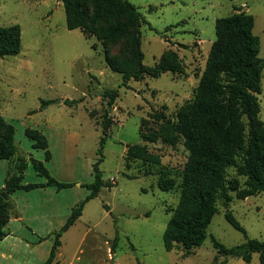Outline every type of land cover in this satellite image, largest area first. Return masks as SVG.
<instances>
[{
	"label": "rangeland",
	"instance_id": "rangeland-1",
	"mask_svg": "<svg viewBox=\"0 0 264 264\" xmlns=\"http://www.w3.org/2000/svg\"><path fill=\"white\" fill-rule=\"evenodd\" d=\"M67 1L73 3L0 0V29L19 25L22 31L21 53L0 59V116L15 127L14 140L26 158L45 162V152L33 148L26 130L47 137L55 154L49 171L71 179L75 189L70 197L75 194L84 200L90 193L76 186L94 182L93 166L101 158L102 116L107 106L102 94L119 92L100 166L106 185L62 236L57 264H248L220 256L211 241L214 237L233 248L251 239L264 240V194L243 197L248 187L247 178L239 174L240 158L227 169L232 199L217 201L205 243L190 253L180 245L167 251L164 234L179 208L190 157L175 127L179 112L199 88L217 39L216 21L240 11L253 15L254 33L261 42L259 56L264 59V0H128L142 15L145 69L127 86L106 59L108 55L123 65L129 58L127 37L106 41L109 27L125 19H104L95 26L86 21L70 31ZM93 3L83 0L81 12L92 15ZM163 60L175 72L157 77L156 67ZM258 98L264 126V72ZM50 100L59 102L42 109V102ZM64 100L81 101L69 106ZM165 175L174 184L169 191L158 186ZM2 178L7 176L0 165ZM24 182L46 180L29 163ZM228 214L245 234L228 222ZM47 240L45 247L53 242ZM114 244L115 251H109ZM250 264H260L258 254Z\"/></svg>",
	"mask_w": 264,
	"mask_h": 264
},
{
	"label": "trees",
	"instance_id": "trees-1",
	"mask_svg": "<svg viewBox=\"0 0 264 264\" xmlns=\"http://www.w3.org/2000/svg\"><path fill=\"white\" fill-rule=\"evenodd\" d=\"M83 0L67 1V28L74 31L91 26L104 19H125L110 26L106 41L129 39V58L124 64H117L108 55L106 57L112 71L122 75L123 85L132 79H138L144 66L140 24L142 15L128 0H93L92 15L81 12ZM255 18L240 11L216 21L217 39L214 42L204 75L193 101L179 112L175 131L185 140L190 152L184 171L182 194L179 208L169 222L164 234L167 251L175 245L182 246L188 253L201 247L209 238L207 228L216 213V203L231 201L230 185L226 180L227 169L239 162V174L247 178V190L244 198L264 194V126L261 122L260 102L264 59L260 58V38L254 33ZM22 31L19 25L0 29V59L14 57L21 53ZM160 76L166 71L175 72V67L163 60L156 67ZM107 106L103 111V137L98 154L101 158L94 164V182L82 184L90 194L73 209L66 224L40 241L52 239L53 247L44 264H54L62 246V236L82 217L86 204L97 198L105 187L100 169L103 162V150L109 131L113 125L111 110L119 98L117 90H105L102 94ZM81 101V100H80ZM80 101L64 100L65 105H74ZM58 100L42 102V109L58 103ZM26 136L31 139L35 150L45 152V162L52 160L47 137L38 130L27 129ZM15 127L0 116V161L9 162L5 185L0 189V241L11 235L10 221L15 213L12 196L18 191L30 192L38 188L56 187L58 191L75 187V184L61 183L56 180L44 161L19 154L15 142ZM31 163L36 174L46 180L44 184H24L28 165ZM162 191H169L174 184L161 177L158 183ZM228 222L239 232L244 228L232 214L227 215ZM214 249L222 257L241 259L250 264L254 254L259 255L260 264H264V240H248L246 243L228 248L211 237ZM113 245V250L116 249Z\"/></svg>",
	"mask_w": 264,
	"mask_h": 264
},
{
	"label": "crops",
	"instance_id": "crops-1",
	"mask_svg": "<svg viewBox=\"0 0 264 264\" xmlns=\"http://www.w3.org/2000/svg\"><path fill=\"white\" fill-rule=\"evenodd\" d=\"M53 158H55V154H52V161L45 162L48 169L54 162ZM0 165L3 174L6 172L7 176L9 162L2 160ZM52 175L61 183L72 184L67 175H58L53 172ZM5 181L6 178L0 180V189L4 187ZM24 184L27 185L25 182ZM81 185L82 183H79L76 187L81 188ZM74 189L75 187L58 191L56 187L52 186L34 189L30 192L18 191L12 196L17 215H14L10 221L11 235L0 241V264H44L47 261L53 242L51 241L45 247L48 240H40L54 231H59L66 224L74 207L81 200L80 198L76 199L75 194L70 197ZM19 200H21L20 204H17ZM109 251H115L113 246ZM58 261L59 258L54 264H57Z\"/></svg>",
	"mask_w": 264,
	"mask_h": 264
}]
</instances>
